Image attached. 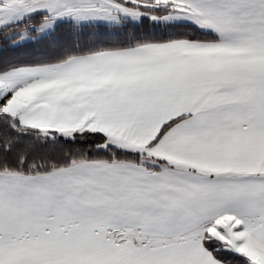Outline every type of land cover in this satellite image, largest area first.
I'll list each match as a JSON object with an SVG mask.
<instances>
[{
  "label": "snow or ice",
  "instance_id": "6c2138e0",
  "mask_svg": "<svg viewBox=\"0 0 264 264\" xmlns=\"http://www.w3.org/2000/svg\"><path fill=\"white\" fill-rule=\"evenodd\" d=\"M0 264H264V0H0Z\"/></svg>",
  "mask_w": 264,
  "mask_h": 264
}]
</instances>
